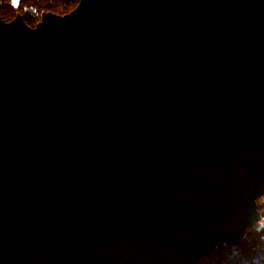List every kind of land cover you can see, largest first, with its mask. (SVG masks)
<instances>
[{
    "label": "water",
    "instance_id": "obj_1",
    "mask_svg": "<svg viewBox=\"0 0 264 264\" xmlns=\"http://www.w3.org/2000/svg\"><path fill=\"white\" fill-rule=\"evenodd\" d=\"M263 185L264 0L0 18V264H198Z\"/></svg>",
    "mask_w": 264,
    "mask_h": 264
},
{
    "label": "trees",
    "instance_id": "obj_2",
    "mask_svg": "<svg viewBox=\"0 0 264 264\" xmlns=\"http://www.w3.org/2000/svg\"><path fill=\"white\" fill-rule=\"evenodd\" d=\"M256 202L263 220L262 232L256 234L248 227L244 238L231 247H224L220 241L213 253L199 264H264V185Z\"/></svg>",
    "mask_w": 264,
    "mask_h": 264
},
{
    "label": "flooded vegetation",
    "instance_id": "obj_3",
    "mask_svg": "<svg viewBox=\"0 0 264 264\" xmlns=\"http://www.w3.org/2000/svg\"><path fill=\"white\" fill-rule=\"evenodd\" d=\"M79 2L80 0H0V18L8 23L20 16L27 26L34 28L43 15L65 16Z\"/></svg>",
    "mask_w": 264,
    "mask_h": 264
},
{
    "label": "rangeland",
    "instance_id": "obj_4",
    "mask_svg": "<svg viewBox=\"0 0 264 264\" xmlns=\"http://www.w3.org/2000/svg\"><path fill=\"white\" fill-rule=\"evenodd\" d=\"M3 21H4V20H3ZM4 22H5V21H4ZM257 210H258V207H257ZM258 212H259V211H258ZM259 213H260V212H259ZM260 215H261V214H260ZM262 224H263V221H262ZM262 230H263V229H262ZM261 232H262V231H261ZM261 232H260V233H261ZM243 238H244V237H243Z\"/></svg>",
    "mask_w": 264,
    "mask_h": 264
},
{
    "label": "bare ground",
    "instance_id": "obj_5",
    "mask_svg": "<svg viewBox=\"0 0 264 264\" xmlns=\"http://www.w3.org/2000/svg\"><path fill=\"white\" fill-rule=\"evenodd\" d=\"M199 264V263H198Z\"/></svg>",
    "mask_w": 264,
    "mask_h": 264
}]
</instances>
